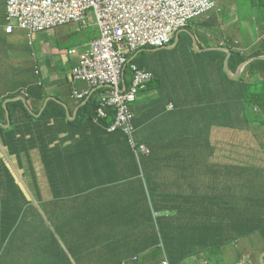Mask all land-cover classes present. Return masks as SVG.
I'll list each match as a JSON object with an SVG mask.
<instances>
[{
	"label": "trees",
	"instance_id": "obj_1",
	"mask_svg": "<svg viewBox=\"0 0 264 264\" xmlns=\"http://www.w3.org/2000/svg\"><path fill=\"white\" fill-rule=\"evenodd\" d=\"M243 3L246 12H250L249 6L254 9L260 7L264 9V0H244ZM225 17L226 9L216 13L211 19H199L198 23L205 26H216L217 23L219 24L220 18L223 22ZM241 18H244L243 14ZM252 21H255L257 26L262 20L257 18ZM232 27H226V30L232 29L233 31L235 26ZM238 27L242 30L240 25ZM254 31L256 32V27H254ZM244 39L248 41L247 37H244ZM76 40L77 37H74V42ZM225 42V46L232 50L229 57V67L234 73L239 65L250 58L264 56V35H261L259 41L253 39L248 41L246 45L241 44L236 37L233 39L225 35ZM77 43H80V39L77 40ZM219 46L221 45L219 44ZM61 47L67 46L62 44ZM210 53L215 55L216 52L211 51ZM218 53L221 58L215 56L220 65L221 73L219 72L216 75L213 71L210 74V71L203 65L202 73L198 72L199 78L200 75H203V83L206 84L209 91V98L202 91L199 94L202 99H208L204 104H201L210 107V110H206L204 118L201 119L204 122V125L200 126L198 137L200 148L198 150L201 155L196 158L198 162L202 160L201 166L205 168L203 173L204 184L198 187L195 199L193 198L186 203L178 215L164 214L156 216L152 222V224L155 223L154 230L151 229L150 221L143 227L144 232L147 234L154 232L156 243L160 246V250L164 251L161 263L167 260L170 261L169 264H180L179 260L198 256L201 261L200 264L204 260H206L204 264H221L219 253L224 247L233 243L237 254L241 249V253L237 255L238 263L236 264H264V58L252 60L245 66L241 75L234 79L224 70V60L227 53L224 51H218ZM2 67L3 72L8 73L9 66L2 65ZM130 81L131 76L126 77L127 85ZM153 81L149 83V87ZM65 86L67 87V85ZM25 88H27L25 90L28 95L25 101L16 99L5 103L6 99L19 96L20 91L11 92L0 100V124L10 121L12 129H18L16 136L9 138V135H2L0 137V177L12 169L11 164L8 163L12 162L15 168L20 169L23 173L24 179L32 180L38 178V176L47 179L52 186L50 192H53L56 186L57 188L61 187L58 184L55 185L57 182H54V177L63 175L67 178L70 174L76 175V163L79 160L83 159V163L89 161L90 165L92 160H102V157L97 154V150L93 152L94 143L86 139L87 135L84 132H88L92 137H94L93 133L96 130L104 134L106 128L114 122L116 110L107 107V115L104 117L99 116L98 110L101 104L98 98L100 89L95 91L86 102L81 100L78 103L76 117L72 119L67 115L65 107L57 102L61 97L62 90L59 93L53 88V93L57 95L58 99H50L43 109L41 105L37 108L31 107L28 101L32 90L27 85H25ZM43 92L44 88L42 87L37 97L40 95L45 97L47 93ZM37 97L35 99H38ZM131 107L135 111L134 104ZM97 119L101 120L98 121ZM179 123L178 121L176 125ZM22 128L25 130L23 135L20 134ZM175 128L176 126H174V131ZM94 129L96 130L94 131ZM170 129L172 130V127ZM62 130H66L68 135L58 142ZM38 132H41V135ZM28 133L31 136H28ZM136 133L133 134L136 145L146 144L150 149L149 144L153 146L157 143V141H147L145 138H139L138 140L136 139ZM177 133L179 134L176 130V136H179ZM18 141H22L20 149L16 145ZM67 142L70 143L72 150L64 151L61 148L62 151L55 153L57 146ZM132 151L137 160L135 166L131 163L132 181L131 184L127 182L126 187H132L135 179L145 180L149 187L142 160L145 158L149 165H153L156 157L153 158L151 149L150 154L144 156L143 153L139 152L138 157L133 149ZM7 159L9 160L7 161ZM103 159L106 158L103 157ZM128 170H130L129 167L127 173ZM11 172L13 173V171ZM82 173L84 177L88 176L87 168ZM155 174L159 176L157 172ZM221 174L225 175L224 182H218V177H221ZM123 177V172L121 175L117 173L115 179L119 180ZM227 177H230L229 183L236 181V188H231L230 184L226 183ZM15 178L11 177L12 183H10V186L12 192L15 188L18 190L16 195H18L17 198H22L24 209L26 204L31 205L32 200L30 201L29 196L24 194V190L19 185L18 177ZM27 183L29 184V182ZM110 184V179L106 177L98 180L88 176V184L85 185V190L89 191L97 188L101 193L95 194L101 195L98 198L83 201V205H80L79 208L78 206L71 207L68 211H62L61 208L52 206L56 211L54 213H48L50 210L47 207L48 201L42 200L37 194V186L34 187V189L37 188V191H32L33 196L37 195L42 200L40 209L34 207L38 210L36 221L45 222L46 233L36 235L35 241L30 242L32 244L30 246L25 244L14 245V241H18V238L25 241L27 239L24 235L16 237L17 230L13 232L12 223L16 221L17 216L12 214L9 206L4 205L2 199H0V230L1 228L7 229L9 232L2 238L0 237V264H25L22 262L21 257H27V249L28 251L32 250V253L35 254L33 257H28L29 264H33L32 261L35 262L39 257L41 259L37 261L38 263L61 264L60 258H62V255L67 258L66 261L63 258V264H89L91 253L81 256L76 248L86 250L89 245L99 241L102 246L109 243L111 245L116 242V239H125L130 228L140 226L144 221V224H146L151 217L149 213L145 211L144 213H132L128 210L127 214L124 212V215L128 216H123L125 200L101 198L103 188L105 187L106 190ZM0 185H2L0 191H7L6 202L15 197L6 189L3 182H0ZM44 188H46V185ZM47 189H50L49 185ZM74 189L77 190V188ZM154 190H156L155 185H152L150 192ZM204 192L209 194L208 197H205L207 199L202 197ZM34 197L33 199L39 204V200ZM71 197L72 195L66 191V194H62L60 198H64V203L68 205L72 202L69 199ZM46 199L50 200V198ZM166 203H168L167 206L170 209L176 206V201H166ZM151 206H154L149 210L152 214L154 209L155 212L158 211L159 207L156 201L151 202ZM47 220L51 222L52 229ZM112 225L125 227L112 230L113 228H110ZM174 228L175 230H171ZM178 229L190 231L194 235L197 234L195 241L190 246L185 247L186 251L181 254L180 259L176 257V254H173V251L168 250L165 243L169 238L167 231L174 232ZM251 234L260 236V245L256 244L257 249L244 242L245 238L252 236ZM89 235L96 236L92 238ZM44 238H47L48 241H46V244H41L40 240ZM11 239H13V242H11ZM30 239L28 238L27 242ZM67 243L71 246V254L63 246V244L67 246ZM5 247L6 251L4 252ZM17 247H20L21 257L18 256L15 249L13 250ZM253 259L255 263H253ZM77 260L79 263H77ZM232 260L229 264H232ZM160 262L155 264H161ZM96 264H100L99 261Z\"/></svg>",
	"mask_w": 264,
	"mask_h": 264
},
{
	"label": "crops",
	"instance_id": "obj_2",
	"mask_svg": "<svg viewBox=\"0 0 264 264\" xmlns=\"http://www.w3.org/2000/svg\"><path fill=\"white\" fill-rule=\"evenodd\" d=\"M238 3L239 2H237V4ZM6 5L7 0H0V52L4 54L7 49L12 48L15 60L13 62L7 56L0 54V100L11 92L20 91L21 93V91H26L25 89L27 88H25V85H27L29 88L31 87L32 90L29 96V102L38 99H47V105L50 99H58L57 95L52 92V89L54 88L59 93L62 90L61 97L57 102L62 104L66 109L67 115L72 114V119H74L78 111V103L80 100L72 97V84L69 81V77L72 68L77 64L78 56L68 54L67 49L60 46L58 29L64 26L56 28L53 31L54 37L51 35V32L48 34H43L44 32L39 33L41 42L35 46H30L28 42H25L29 41L28 35L27 38L15 31L13 33H7L5 31L2 22L6 14ZM235 12V29L233 28L234 26H231L233 28V33L229 34V36L233 39L235 37L238 38L241 44L246 45L248 41L253 40V38L250 37L248 32L245 33L243 30L239 29V25L241 28L243 27L241 24L242 14L238 8ZM243 15L246 17L245 14ZM262 15L264 16V12ZM216 26H219L218 23ZM220 27L222 28L223 26ZM225 27L228 28V25ZM204 28L205 27L198 23H192L189 28L176 34V43H174L173 46L158 49L148 48L131 58H134L136 63L140 66H144L151 71L155 75L153 80L156 79L148 89L139 93L137 101L134 104L135 122H137L135 124L137 132L135 134L136 139L145 138L147 141H157L153 146L147 142L150 146L153 158L156 157L155 163L149 165L145 158L142 160L143 170L145 171L149 187L147 182L141 179H135L132 183V187H126L127 182L131 184L132 181L131 163L135 166L134 164L137 159L133 155L132 148L126 142L124 135L107 131L103 134L94 129V131L96 130L93 133L94 137L90 136L88 132H84V134L87 135V140L94 143L93 152L97 150V154L102 157V160H92L91 165L88 163L89 161L83 163V159L78 162L76 161V175L70 174L67 178L63 175L55 176L54 182H57L55 185L58 184L61 187L57 188L56 186L55 191L50 192V190L52 191L51 186L45 195H39L42 200L48 201L47 207L50 209L48 213L56 212L52 206L61 208L62 211H68L71 208H67V205L64 203V198H60L62 194H66V191H68L69 194L72 195V197L69 198L70 200H73L74 197H79L83 201L98 198L101 194L95 193H101V191L97 188L89 191L84 188L85 185L88 184V176H92L93 179L96 178L98 180L106 177L110 179L111 184L106 190L105 187L103 188L102 199L120 198L125 200L123 204V216H128L124 215V212L127 214L128 210L132 211V213H144L145 211L150 214V220H148L146 224H144V221L140 226L130 228L128 231L129 234L125 239H116V242L111 245H109V243L106 246L100 245V241L98 243L95 242L89 245L86 250L76 248L81 256L91 253L89 264H96L98 261L100 264H152L160 262L163 259L162 257H164V251L160 250V246L156 243L154 232L147 234L144 232L143 227L150 221L151 229L154 230L155 223L152 224V222L156 216L164 214L178 215L186 203L193 198L195 199L198 187L204 184L203 173L205 168L201 166L202 160L198 162L196 158L201 155L198 150L200 149L198 146L200 126L204 125L201 119L204 118L203 116H205L206 110H210V107L202 105L208 99H202V96L199 97L201 88L206 87V84L203 83V75H200L199 78L198 72L202 73L203 66H205V68L210 71V74L214 71L216 75H218L219 72L221 73L220 65L218 61H216V56L221 58L218 51L227 53L225 46H219L221 34L219 32L218 34L211 27L206 30ZM241 34H245V36L241 37ZM77 36H75V38ZM244 37H247L248 41L244 39ZM57 48H59V50L55 51ZM211 51H215L216 56L210 53ZM61 52H63V56H61ZM227 57L228 53L224 60L225 66L227 62L229 64V58L227 59ZM2 58L4 59V64L9 66L8 73L12 74L6 75V73L3 72ZM170 63H176V71L174 76L169 79L166 77L165 73L167 72L166 67L169 66ZM243 64L244 63L239 65L235 73L230 67L228 71L224 66V70L235 79L244 71L245 66H243ZM36 66L39 67V74L35 71ZM233 74L235 75L233 76ZM198 81H202L201 86L198 85ZM65 85H67V87ZM75 85L82 91L88 88L87 84L84 82H78ZM58 86L61 89L55 88ZM42 87L47 95L45 97L43 95L37 97ZM64 95L67 99L63 97ZM35 97L38 99H35ZM17 98H8L5 103ZM39 105L43 107L44 103L42 102ZM46 105L44 107H46ZM37 106L32 108H37ZM178 121L180 123L176 125ZM7 123L10 125V122ZM7 123H4V126ZM174 126H176L175 131L173 130ZM171 127L172 130L170 129ZM176 130L179 132V134L177 133L179 136H176ZM24 132L25 130L22 128L20 134L23 135ZM38 133L41 135V132ZM60 134L63 137L68 135L66 130H62ZM28 136H31V134L28 133ZM63 137H61L58 142L61 141ZM61 148H63L64 151L72 150L70 143L67 142L66 144L57 146L55 153L62 151ZM103 157L106 159H103ZM128 167L130 170H128L127 173ZM86 168L88 176L84 177L82 172ZM122 172L124 177L116 180L115 177L117 173L121 175ZM155 172H157L159 176H157ZM224 176V174H221V177H218V182H224ZM229 179L230 177L226 178V183L228 184ZM28 182L29 187H31L30 192H36L38 188L37 180L30 179ZM49 184L50 182H48L47 179H43V186L46 185V189ZM152 185H155L156 190L150 192ZM36 186L37 188L34 189ZM74 188H77V190ZM24 192V194H28L26 191ZM214 194L213 196H215ZM28 196L31 201V196L29 194ZM208 196L209 194H207V192H204L202 195L204 199H207L205 197ZM46 198H50V200ZM154 201L157 202L159 208L157 212H155L154 209L152 214L149 210L154 207L151 206V202ZM166 201H176L175 208H168L167 205L169 202L166 203ZM83 203L79 204L78 208L80 205H83ZM124 227L112 225L110 228H113L112 230H117L118 228ZM171 230H175V228ZM167 232L169 238L165 241L166 246L168 250L176 254L178 259H180L179 257H182L181 254L186 251L185 247L190 246L197 237V234L194 235L187 230L181 231L178 229L174 232ZM95 236L92 235L90 237L94 238ZM247 238H245L244 242L249 243L257 249L256 243H254V241L253 243L249 242ZM92 251H94V253H92ZM228 252L236 253V250L230 249ZM136 256L137 259L134 260L133 258ZM63 258H65L64 261L67 260L66 256L62 255V258H60L61 264H63ZM195 260H199L198 256L195 257ZM205 262L206 260H204L202 264ZM179 263L198 264L191 258L179 260ZM234 263L235 260L233 259L232 264ZM253 263H255L254 259Z\"/></svg>",
	"mask_w": 264,
	"mask_h": 264
},
{
	"label": "built area",
	"instance_id": "obj_3",
	"mask_svg": "<svg viewBox=\"0 0 264 264\" xmlns=\"http://www.w3.org/2000/svg\"><path fill=\"white\" fill-rule=\"evenodd\" d=\"M216 7L215 0H8L7 5L9 19L17 21L30 38L44 29L69 22L86 23L91 13L96 14L101 34L80 53L71 74L74 82H85L88 88L85 93L75 88L73 95L82 99L103 88L98 114L104 117L107 107L114 108L116 117L108 130L123 131L132 147L136 144L131 105L154 79V74L132 62L131 56L145 46L167 44L175 30ZM13 29L11 24L7 26L8 32ZM127 71L133 74L128 85ZM138 150L148 152L145 145Z\"/></svg>",
	"mask_w": 264,
	"mask_h": 264
},
{
	"label": "rangeland",
	"instance_id": "obj_4",
	"mask_svg": "<svg viewBox=\"0 0 264 264\" xmlns=\"http://www.w3.org/2000/svg\"><path fill=\"white\" fill-rule=\"evenodd\" d=\"M234 1H236V0H221L222 4L227 9H229L230 7L233 6V2ZM237 1L239 3L236 5V8L240 9L241 14H243L245 12V9L243 8L244 7V3H243L242 0H237ZM256 10H257V13L260 14V15H262V13L264 12V9L262 7L257 8ZM234 14H235V12L226 11V17H225V20L223 21L225 23H223L221 21L222 18H220V20H219L220 22L218 24L219 25L218 28L221 29L220 26L224 27V26L228 25V27H230L232 25H235L236 22L234 23V21H235L234 17L236 15H234ZM251 14L252 13H250V16H251ZM212 16H214V15H211L209 18L211 19ZM202 18H203V16L197 17V18H194V19H195V21H197V20L202 19ZM194 19H192V20H194ZM217 19H218V17H217ZM258 20H259V18H258ZM6 23H7V20H6V14H5L4 20L2 22L3 27H5ZM241 24L243 26L242 30L245 33L248 32L250 37H252L256 41H259L261 39V35H264V22L263 21H261V23L256 26V22L255 21L253 22L252 19L246 18V19H241ZM254 27H256V32L254 31ZM77 29H79V30H77ZM58 30H59V33H60L62 28L58 29ZM51 31L52 30L46 31L43 34H48ZM231 31H232V29L225 30L226 35L229 36V34H231ZM16 32L19 33L20 35H22L23 37H27V34L25 32H23V31H21V30H17ZM60 34L61 35L59 36V42L61 43V45L65 44L68 48H70V47L86 48V47L89 46V43L92 40H94L95 38H98L101 33H100V30H99L97 25L91 24V25L88 26L87 29H84V28H81L79 26L78 22H70V23L66 24L63 27V31ZM51 35L54 37V32L53 31L51 32ZM75 36H77V38L80 39V43H77L78 39L74 42V37ZM240 36L241 37L245 36V34H241ZM25 42L27 43L28 41H25ZM33 42L35 43V45L39 44L41 42L40 41V34H38V36L37 35L34 36ZM173 42H176V40L173 41ZM57 50H59V48H57L55 51H57ZM13 53H14V51H13L12 48L7 49L4 54L0 52V54H3L5 56H7L10 60H12L14 62L15 59L13 57ZM61 56H63V52H61ZM77 62H79V57H78V61ZM166 69H167V72L165 73L166 77L170 79L171 77L174 76V73L176 71V63H172V64L170 63V65L167 66ZM198 85L201 86L202 85V81H198ZM55 88L59 89L60 87L58 86V87H55ZM201 91L206 93L207 97L209 98V96H208L209 91H208V89L206 87H202ZM52 92H53V89H52ZM63 97L66 98L65 95ZM46 101H47V99L46 100L45 99H38V100H34L33 102H30V105H31V107H34V106H37V105H39V104H41L43 102L44 106H45L46 105ZM17 133H18V129L17 128L16 129H12V126H10L8 123L5 126H4V123H2V125L0 124V137L2 135H9V138H10V137L16 136ZM61 137H63V136H61ZM16 145H17V148L20 149L21 146H22V141L16 142ZM8 160L9 159H7V161ZM8 163L11 164L10 166H11L12 169L8 170L5 173L4 176L0 177V182H3L6 185V189H8L10 191V193L13 194L15 197L11 198V200L10 199L7 200V202H6L5 197L7 195V191H0V199H2V201H3L2 203L4 205L9 206L12 214L17 216L16 221H13V223H12L13 224V232L15 230H17L16 237H20L21 235H24L27 240H28V238H31L29 242H27V240L25 241L24 239L21 240L20 238H18V241L17 240L14 241V245L18 246V245H21V244H25V245H29L30 246V245H32V244H30V242H34L35 241V236L36 235H39V234L42 235L43 233H46L45 232L46 231L45 222L36 221L38 210H36L35 208H37V207L39 209L41 208L40 203L42 202V200H40L37 197V195H36L35 198H37L39 200V204L35 200H33L31 205L28 203V204L25 205V207L23 209L22 198L19 199V198H17L18 195H16L18 190L15 188V190L12 192V189H11V186H10V183H12L11 177L15 178L17 176L18 179H19L18 182L20 183V185L21 186L24 185L25 187H28V183L27 182H28L29 179H24L23 178V173L20 171V169L18 170L17 168H15V166L12 164V162H8ZM11 171H13V173ZM10 179H11V181H10ZM36 179H37V186H38V193L37 194L38 195H45L47 193V190H49V189L44 188V186H43V178L38 176V178H36ZM15 180H16V178H15ZM229 184H230L231 188H234V187L236 188V181L235 180L230 182ZM1 186L2 185H0V187ZM49 186L51 188V184H49ZM29 195H30V193H29ZM81 203H83V200L81 198L74 197L72 202L67 205V208H69V207L70 208L71 207H77ZM43 207H44V205H43ZM77 210H80V209H77ZM47 222H48V224L50 225V227L52 229L51 222L48 221V220H47ZM6 234H9L7 229H2L1 228L0 237L2 238ZM251 235L252 236L248 237L247 240L249 242H251V243H253V241H254V243H256L259 246L260 245V241H259L260 236L259 235H255V234H251ZM40 241H41V244H43V243L46 244V241H48V239L44 238V239H42ZM244 241H245V239H244ZM11 242H13V239H11ZM63 246H64L65 250L68 249L69 253L71 254V252H72V251H70L71 246L68 243H67V246L65 244H63ZM4 249H5L4 250V252H5L6 251V247ZM14 249H15V251H17L18 256L21 257L20 250H19L20 247L13 248V250ZM229 249H235V246L233 245V243H230L229 246L224 247L221 250V252L219 253V260H220L221 264H229V262L232 259H234L235 263H237V255L239 253H241V249H239V253L238 254L234 253V252H228ZM244 252H245V250H244ZM30 253H32V250L28 251V249H27V254H28L27 257H23V258L21 257L22 262H24L25 264H29V259H28L29 256L33 257L35 255L33 253L32 254H30ZM5 254H8V253H5ZM195 257L196 256L192 257L191 259L194 262L200 264L201 261L200 260H198V261L195 260ZM0 259H1V257H0ZM40 259L41 258L39 257V258L36 259L35 262L32 261V263L33 264H42V263H38L37 262ZM77 263H79L78 260H77Z\"/></svg>",
	"mask_w": 264,
	"mask_h": 264
},
{
	"label": "clouds",
	"instance_id": "obj_5",
	"mask_svg": "<svg viewBox=\"0 0 264 264\" xmlns=\"http://www.w3.org/2000/svg\"><path fill=\"white\" fill-rule=\"evenodd\" d=\"M216 1V3H217V7L216 8H214V9H212V10H210V12L208 13V14H205V15H201V16H203V18L201 19V20H206V19H210L209 17L211 16V15H216V13H220V12H222V11H224L225 9H226V11H228V12H235V11H237V8H236V5H237V0L236 1H234L233 2V6L232 7H230L229 9H227L223 4H222V2H221V0L219 1H217V0H215ZM242 1H244V0H242ZM7 5H8V0H7ZM7 5H6V20H7V23H6V25H5V31L7 32V33H13L14 31L16 32L18 29L19 30H21V31H25L26 33H27V35H28V32L26 31V30H24V29H21V28H19L18 27V22L16 21H13V20H11V19H9V13H8V9H7ZM249 8V10H250V12H244L243 14H245V16L246 17H244V18H242V19H246V18H249V19H254V20H256L257 18H259L260 20H262V21H264V16L263 15H260V14H258L257 13V10L256 9H254V8H252V6H249L248 7ZM245 9V8H244ZM254 9V10H253ZM246 10V9H245ZM236 13V12H235ZM250 13H252L251 14V16H250ZM201 16H197V17H201ZM257 16V17H256ZM197 17H194V18H197ZM193 18V19H194ZM213 18H215V17H213ZM192 20V19H191ZM189 21L188 22V24L186 25V26H184V27H181V28H178L177 30H175L174 32H173V34H172V37H171V40H170V42H168L167 44H165V45H163V46H145V47H143V48H141L140 49V51L139 52H141V51H143V50H145V49H158V48H164V47H168V46H173V44L174 43H176V42H173V41H175L176 40V34H179L183 29L185 30V29H187V26L188 25H190V24H192V23H194V24H196V23H198V20L197 21H195V19L194 20H192V21ZM78 23H79V26L81 27V28H84V29H87L88 28V26L89 25H91V24H94V25H97L98 26V28H99V30H100V27H99V25H98V23H97V17H96V14H94V13H91L88 17H87V21H86V23H83V22H80V21H77ZM70 23V22H69ZM9 24H11L13 27H14V29L11 31V32H8L7 31V26L9 25ZM68 24V23H67ZM199 24V23H198ZM203 24V23H202ZM66 25V24H65ZM65 25H60V26H57V27H54V28H49V29H44V30H42V31H40V32H38L36 35H38L39 33H41V32H46V31H50V30H52V31H54L56 28H60V27H63V26H65ZM199 25H201V24H199ZM203 27H205L204 29L206 30L207 28H209V27H211V28H213L217 33L219 32L220 34H221V41H220V45L221 46H225V35H226V33H225V30H226V27L224 26L223 28H221V29H219L217 26H205V25H202ZM63 29V28H62ZM77 30H79V29H77ZM51 31V32H52ZM61 32H62V30H61ZM60 32V33H61ZM59 33V34H60ZM218 33V34H219ZM35 35V36H36ZM29 37V36H28ZM229 37V36H228ZM34 38V37H33ZM33 38H30L29 37V41H28V44L30 45V46H35V43L33 42ZM58 40H59V36H58ZM60 43V42H59ZM226 47V46H225ZM224 47V48H225ZM66 49H67V52H68V54H70V55H73V56H78L79 57V59H80V53H82V52H84V50H86L87 49V47L86 48H80V47H70V48H68V47H65ZM221 48H223V47H221ZM73 49H75L76 50V53H74V54H72V53H70V51L71 50H73ZM226 49H229L230 51H231V53H232V50L230 49V48H228V47H226ZM138 52V53H139ZM137 53V54H138ZM228 53V52H227ZM137 54H134L133 56H131V58L132 57H134V56H136ZM231 55V54H230ZM251 59V58H250ZM4 59L2 58V65H5L4 64V61H3ZM8 61V60H7ZM131 61L132 62H135L136 63V61H135V59L133 58V59H131ZM248 61V60H247ZM251 62V61H250ZM250 62H248V63H250ZM247 63V64H248ZM77 64H78V62H77ZM76 64V65H77ZM138 64V63H137ZM247 64L245 65V66H247ZM75 65V66H76ZM139 65V64H138ZM229 65V64H228ZM74 66V67H75ZM73 67V68H74ZM72 68V69H73ZM36 73L37 74H39V72H40V70H39V67L38 66H36ZM7 75H10V74H12V73H6ZM71 74H72V72H71ZM132 73L130 72V71H127V74H126V77H128V76H131V80H132ZM126 77H125V79H126ZM70 83L72 84V97L74 98V99H77V100H82L83 102H86V100H88L89 98H90V96H92L93 95V93L95 92V91H97V90H100V89H97V90H95L94 92H92V93H89L88 95H85V97L84 98H82V99H80V98H77V97H74V95H73V92H74V89L75 88H78L75 84L76 83H78V82H82V81H76V82H74L72 79H71V75H70ZM154 78H155V75H154ZM151 81H153V79L151 80ZM150 81V82H151ZM131 82V81H130ZM149 82V83H150ZM88 87V86H87ZM148 87H149V85H148ZM148 87L146 88V89H148ZM79 89V88H78ZM145 89V90H146ZM80 90V89H79ZM143 91V90H142ZM80 92H83V93H85L86 92V90L85 91H82V90H80ZM103 92V88H101V90L99 91V98H98V101H99V103L101 104V100H100V95H101V93ZM139 95V94H138ZM26 96H28L27 95V92L26 91H21V94L19 95V96H17V97H15V98H17V99H23L24 101H25V98H26ZM138 98V97H137ZM16 100V99H15ZM136 101H137V99H136ZM136 101L134 102V103H132V104H135L136 103ZM107 110V109H106ZM134 115H135V112H134ZM72 116L73 115H69V117H71L72 118ZM99 116H100V114H99ZM76 117V116H75ZM74 117V118H75ZM10 122V121H9ZM134 122H135V117H134ZM114 123V122H113ZM112 123V124H113ZM111 124V125H112ZM110 125V126H111ZM106 131L107 132H110V133H122V135H124V137H125V140L127 141V143L130 145V147L136 152V155H137V157H138V153L139 152H141V151H139L138 150V147L139 146H141V145H136L135 147H132V145L130 144V141H129V137L127 136V134H125L123 131H121V130H117V131H109L108 130V127L106 128ZM136 132V126H135V123H134V132H133V134ZM135 142V141H134ZM142 145H145L147 148H148V146L146 145V144H142ZM141 153H143L144 155H146V154H150V149L148 148V152L147 153H145V152H141ZM139 159V158H138ZM20 185V184H19ZM21 186V185H20ZM22 187V190H24V191H26L28 194L30 193V196H31V199H32V201L34 200L33 199V193H31L30 192V188L31 187H29V184H28V187H25L24 185H22L21 186ZM27 194V195H28ZM33 196V197H32ZM35 198V197H34ZM166 255V254H165ZM134 260H136L137 259V257H134L133 258ZM153 264H155V263H153Z\"/></svg>",
	"mask_w": 264,
	"mask_h": 264
},
{
	"label": "water",
	"instance_id": "obj_6",
	"mask_svg": "<svg viewBox=\"0 0 264 264\" xmlns=\"http://www.w3.org/2000/svg\"><path fill=\"white\" fill-rule=\"evenodd\" d=\"M227 52H228V57H227V59L230 57V54H231V51L229 50V49H227ZM257 58H264V56L262 57H254V58H251V59H249L248 61H245L244 62V64H243V66H245L248 62H250V61H252V60H254V59H257ZM227 61V60H226ZM226 68H227V70L229 71V65H228V62H227V65L225 66Z\"/></svg>",
	"mask_w": 264,
	"mask_h": 264
},
{
	"label": "bare ground",
	"instance_id": "obj_7",
	"mask_svg": "<svg viewBox=\"0 0 264 264\" xmlns=\"http://www.w3.org/2000/svg\"><path fill=\"white\" fill-rule=\"evenodd\" d=\"M242 52H243V51H242ZM243 55H244V54H243ZM250 56H251V55H250ZM249 66H250V65H249ZM128 81H129V80H128ZM97 93H98V92H97ZM132 107H133V106H132ZM108 108H109V107H108ZM110 108H111V107H110ZM106 115H107V113H106ZM106 115H105V116H106ZM100 117H101V116H100ZM98 118H99V117H98ZM105 118H106V117H105ZM101 119H102V118H101ZM101 119H99V120H101ZM97 120H98V119H97ZM99 120H98V121H99ZM134 140H135V139H134ZM135 141H136V140H135ZM242 255H243V254H242ZM240 256H241V255H240ZM240 256H239V257H240ZM136 257H137V256H136ZM239 259H240V258H239ZM242 259H243V258H242ZM169 262H170V261H169ZM126 263H127V262H126ZM160 263H161V262H160ZM237 263H238V262H237ZM124 264H125V263H124ZM235 264H236V263H235Z\"/></svg>",
	"mask_w": 264,
	"mask_h": 264
}]
</instances>
